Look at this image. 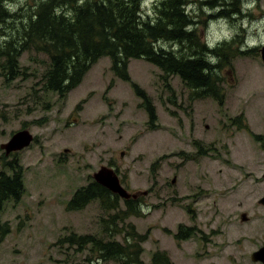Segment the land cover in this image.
<instances>
[{"label": "rangeland", "instance_id": "obj_1", "mask_svg": "<svg viewBox=\"0 0 264 264\" xmlns=\"http://www.w3.org/2000/svg\"><path fill=\"white\" fill-rule=\"evenodd\" d=\"M9 1L12 18L0 30V158L22 167L25 191L3 206L1 221L10 230L0 235V264H126L99 260L92 245L67 241L89 236L126 245L133 228L148 233L144 264L157 253L173 264L248 262L264 242L258 203L264 197V0H186L184 13L195 24L185 31L216 51L205 59L220 66L216 100L228 106L221 120L212 96L196 94L144 58L129 60L131 82L114 73L106 56L65 97L46 89L49 56L25 42L40 0ZM136 1L141 22L160 19L165 0ZM9 43L19 52L12 74ZM158 47L180 59H204L189 42L161 40ZM146 103L156 115L152 124ZM23 130L35 140L6 156L1 145ZM103 167L138 196L135 211L121 198L114 210L103 200L69 209L76 191L95 182ZM181 225L193 229L191 238L176 239Z\"/></svg>", "mask_w": 264, "mask_h": 264}, {"label": "trees", "instance_id": "obj_2", "mask_svg": "<svg viewBox=\"0 0 264 264\" xmlns=\"http://www.w3.org/2000/svg\"><path fill=\"white\" fill-rule=\"evenodd\" d=\"M9 2L0 0V30L2 24L5 25L12 18ZM185 4L186 0L163 1L160 4L161 17L151 25L149 20L140 21L136 0H40L35 19L27 28L25 42L49 56L50 65L43 78L45 87L63 97L80 84L100 58L108 56L112 61V70L125 82H131L129 60L144 58L165 75L179 76L196 94L217 99L220 93L214 71L220 66H212L205 59L209 54L215 55L216 51L202 46L199 37L194 38L193 32L185 31L195 24L185 15ZM25 20L30 21L31 15ZM161 40L175 44L189 42L192 48H201L204 59H192L194 56L189 60L180 59L173 52L157 48ZM8 45L13 47L10 55L5 53L9 59V73L12 74L18 70L19 52L12 43ZM133 86L137 95L147 102L145 93ZM145 105L152 124L156 120L155 112L148 103ZM24 191L22 167L17 161H3L0 170V235L3 237L10 230L8 224L1 221L3 206L9 200H20ZM95 200H103L106 207L114 210L119 197L93 182L76 191L69 202V209H84ZM139 203V200L125 201L130 211H135ZM193 234L192 228L181 225L175 237L181 241L191 238ZM128 237L127 240L131 238V241L126 245L73 235L67 243L92 245V250L100 254L99 260L123 258L126 264H144L141 261L144 253L141 244L148 239V233L140 235L133 228ZM151 264L173 263L166 255L157 253Z\"/></svg>", "mask_w": 264, "mask_h": 264}, {"label": "water", "instance_id": "obj_3", "mask_svg": "<svg viewBox=\"0 0 264 264\" xmlns=\"http://www.w3.org/2000/svg\"><path fill=\"white\" fill-rule=\"evenodd\" d=\"M262 59L264 61V47L261 50ZM34 141L33 135L28 130L19 131L14 134L12 138L9 140L7 144H4L1 148L5 150L6 154L9 155L14 152H19L27 147H29ZM67 153L68 150H65ZM95 182L112 192L113 194L118 195L121 199L128 200L131 198H136L135 195H131L125 190L119 180L118 177L108 168H102L98 173L94 174ZM264 205V198H262L259 202ZM242 220L246 221L247 217L244 214L242 216ZM255 261L263 259L264 260V248L260 249L256 253L252 255Z\"/></svg>", "mask_w": 264, "mask_h": 264}, {"label": "flooded vegetation", "instance_id": "obj_4", "mask_svg": "<svg viewBox=\"0 0 264 264\" xmlns=\"http://www.w3.org/2000/svg\"><path fill=\"white\" fill-rule=\"evenodd\" d=\"M211 104H216V105H219L220 106V113L221 114H224V116H220V120L221 119H223V118H225L227 115L226 114H228V113H223V112H226V110L228 109V106L226 105V103H224V101L223 102H221V101H217V100H213L212 99V101H211ZM223 105V106H222ZM223 109V110H222ZM225 110V111H224ZM229 120L232 122V126H233V119L232 118H229ZM223 125H226L225 123H223ZM236 125V124H235ZM205 128L206 129H209V125H205ZM254 136V135H253ZM13 156V155H15V153H13V154H10L9 156ZM7 156V155H6ZM2 165H3V162H2V160H1V158H0V168L2 167ZM264 176V175H263ZM262 248H264V242H263V244L262 245H260L259 247H258V249L256 250V251H254L250 256H249V261L248 262H242V260L240 259L239 260V262H242V264H264V260L263 259H260V260H257V261H255L254 259H253V257H252V255L254 254V253H256L257 251H259L260 249H262Z\"/></svg>", "mask_w": 264, "mask_h": 264}]
</instances>
